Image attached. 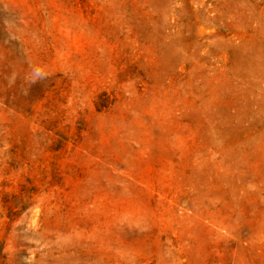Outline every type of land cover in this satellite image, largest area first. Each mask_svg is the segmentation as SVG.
<instances>
[{
    "label": "rangeland",
    "instance_id": "obj_1",
    "mask_svg": "<svg viewBox=\"0 0 264 264\" xmlns=\"http://www.w3.org/2000/svg\"><path fill=\"white\" fill-rule=\"evenodd\" d=\"M251 10L0 0V264L206 263L203 172Z\"/></svg>",
    "mask_w": 264,
    "mask_h": 264
},
{
    "label": "bare ground",
    "instance_id": "obj_2",
    "mask_svg": "<svg viewBox=\"0 0 264 264\" xmlns=\"http://www.w3.org/2000/svg\"><path fill=\"white\" fill-rule=\"evenodd\" d=\"M249 32L245 43L236 32L232 106L222 94L215 170L203 172L204 264H264V0H252Z\"/></svg>",
    "mask_w": 264,
    "mask_h": 264
}]
</instances>
